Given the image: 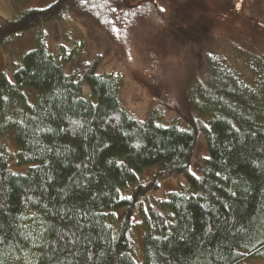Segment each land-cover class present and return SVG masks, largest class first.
Instances as JSON below:
<instances>
[{"label":"trees","instance_id":"16d2710c","mask_svg":"<svg viewBox=\"0 0 264 264\" xmlns=\"http://www.w3.org/2000/svg\"><path fill=\"white\" fill-rule=\"evenodd\" d=\"M65 10L121 52L137 23L164 19L159 0H52L0 17V45ZM189 24L200 35L207 28ZM83 42L58 44L53 55L40 37L0 74V137L9 131L14 144L0 141V264L264 262V48L232 60L207 55L206 74L194 80L200 101L165 123L158 106L143 118L122 108L120 76L99 71L98 57L72 68ZM199 135L207 154L197 174L190 160ZM147 167L153 174L126 189ZM176 174L186 187L149 199L158 180Z\"/></svg>","mask_w":264,"mask_h":264},{"label":"rangeland","instance_id":"374dc122","mask_svg":"<svg viewBox=\"0 0 264 264\" xmlns=\"http://www.w3.org/2000/svg\"><path fill=\"white\" fill-rule=\"evenodd\" d=\"M52 0H0V17L12 19L30 7L45 6ZM164 11L163 21L149 18L137 23L129 34L124 51L112 44L106 34L86 20L65 10L57 18L17 31L5 45H0V74L10 75L12 61L19 64L23 54L44 37L49 52L55 55L58 44L71 48L74 41L82 38L83 44L74 46L72 68L81 72L82 56L89 61L98 57V70L118 73L121 79L118 98L125 110L143 118L154 106L162 109L166 123L174 115L182 117L191 104L200 101L195 77L206 74L205 59L211 53L225 55L229 60L238 53H254L264 48V0H159ZM191 19L206 26L200 35L189 24ZM202 29V28H201ZM202 29V30H203ZM69 67H71L69 65ZM68 65H64L68 70ZM84 84V90L86 89ZM198 90V91H196ZM186 108V109H185ZM191 110L192 106H189ZM8 148L14 146L10 132L1 137ZM207 154L201 135L198 136L190 160V170L199 173L202 158ZM9 166L23 171L24 166L14 160ZM154 172L147 167L136 172L135 179L127 182L126 189L147 179ZM183 175L176 174L160 179L157 188L149 192V199H162L173 189L186 187ZM118 213L110 215L109 222H117ZM130 236L136 251L140 252L143 227L134 214ZM137 260L140 254L134 255ZM241 264H264L242 262Z\"/></svg>","mask_w":264,"mask_h":264}]
</instances>
